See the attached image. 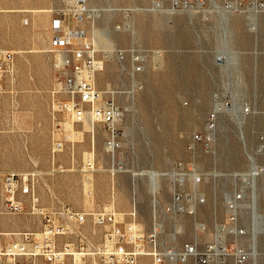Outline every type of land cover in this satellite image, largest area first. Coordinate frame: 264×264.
<instances>
[{
  "label": "rangeland",
  "instance_id": "374dc122",
  "mask_svg": "<svg viewBox=\"0 0 264 264\" xmlns=\"http://www.w3.org/2000/svg\"><path fill=\"white\" fill-rule=\"evenodd\" d=\"M154 1L161 7H154ZM196 1L176 0L172 6V0H87L96 17L84 28L104 59L98 87H128L129 51L164 52L158 62L149 55L138 75L143 89L131 98L121 97L128 112L120 125L122 148L112 158L103 147L106 132L101 125L91 137L90 122L58 115V127L51 115V92L57 87L51 23L63 0H0V48L13 51L15 63L12 78L0 90V179L8 171H33L44 212L62 206L82 211L110 206L127 221L126 213L135 208L136 220L148 231L154 210L165 207L174 190L167 173L194 172L201 181L195 186L187 178L183 191L195 187L204 201L194 214H161V240L176 246L211 240L215 223L226 214V193L239 183L233 175L264 145V10L249 19L248 0H237L235 6L233 0ZM119 50L127 55L123 62L116 56ZM215 99L225 108L218 112L213 140L194 141L195 133H205ZM244 107H249L245 114ZM55 139L62 149L52 153ZM91 157L92 171L85 167ZM255 158L260 161L262 155ZM149 171L163 175L150 179ZM156 185L162 186L160 192ZM261 196L258 189L256 211L264 213ZM248 203L245 198L239 207L240 224L249 230L242 241L250 250ZM41 219L40 214L6 213L0 203V232L39 230ZM195 222L205 223L207 230L199 232ZM102 231L89 221L83 227L94 243ZM11 238L0 235L4 242ZM257 239L259 251H264V235ZM262 261L258 255L257 264Z\"/></svg>",
  "mask_w": 264,
  "mask_h": 264
},
{
  "label": "built area",
  "instance_id": "2783aa9c",
  "mask_svg": "<svg viewBox=\"0 0 264 264\" xmlns=\"http://www.w3.org/2000/svg\"><path fill=\"white\" fill-rule=\"evenodd\" d=\"M175 1L172 0V6ZM248 4L249 19L251 14L264 10V1L248 0ZM54 12L51 37L55 55L52 66L57 87L51 92V115L58 127H61L58 115L80 124L89 120L91 137L95 127L101 125L106 132L103 147L114 158L122 148L124 133L120 125L128 112L121 97L131 98L143 89L138 75L143 72L149 55L158 62L164 52L162 49L129 51V63L125 68L129 75L128 87L101 89L96 77L103 69L104 59L84 28V23L90 24L94 10L88 6L87 0H63L62 7ZM116 56L122 62L127 58L121 50ZM13 74L14 53L0 48V90L3 82L11 79ZM248 111L249 107L241 109L244 114ZM218 112L219 109L214 108L208 115L205 133H195L192 136L194 141L212 142ZM61 149L62 142L53 140L52 153ZM255 155H262V160H257ZM255 155L249 156L248 166L235 174L239 183L226 193V214L222 221L215 223L214 237L204 243L187 240L180 246L161 240L160 215L195 213L204 196L195 187L189 193L183 189L187 178L196 186L201 181L200 174L182 169L167 173L174 185L170 201L160 211L154 210L153 226L145 231L136 220L135 208L126 213L127 221L110 206L88 211L62 206L52 213L44 212L34 190L35 172L8 171L0 179L1 209L6 213L40 214L42 224L39 230L0 232V235L12 237L9 241L0 240V264H251L249 247L242 241L249 230L240 224L239 203L248 198L252 181L264 178V145H258ZM85 167L94 170L92 157L87 159ZM88 221L92 226L103 227L96 243L83 232ZM262 225L260 234L264 235V220ZM195 226L201 233L207 230L205 223L195 222ZM60 237H68V240L61 241ZM228 237H232V241Z\"/></svg>",
  "mask_w": 264,
  "mask_h": 264
},
{
  "label": "bare ground",
  "instance_id": "6f19581e",
  "mask_svg": "<svg viewBox=\"0 0 264 264\" xmlns=\"http://www.w3.org/2000/svg\"><path fill=\"white\" fill-rule=\"evenodd\" d=\"M237 2H238L237 0H233L232 1V4L235 6V5H237ZM199 4H200V2H198L197 5H199ZM153 6L154 7H161V5L158 2H156V1H154ZM215 7H216V5H215ZM93 10H94V14L90 18V21L91 22L96 17V9H93ZM106 56H107V58L109 57V59H110V55L109 54H107ZM215 108L216 109H219V110H222V109L225 108V106H223V104L221 102H219L217 99H215ZM230 111H231V109H230ZM237 113H238V111H237ZM236 119H237V117H236ZM85 121L90 122L89 120H85ZM90 124H91V122H90ZM91 127H92V125H91ZM240 135H241V133H240ZM250 156L253 157V155H250ZM121 168L122 167H119L120 170H121ZM136 174H140L141 175V174H144V172H140V173H136L135 172V173H133V175H136ZM146 174L149 176L150 179L154 178V176H161V175H163V173L151 172V171H149V173H146ZM234 176L235 175H233V177ZM241 177L242 178H245L244 176H241ZM252 183H253V185H252L251 191L248 194L249 203L245 207V208H249V209L251 208L250 209V211H251L250 212V221H251V229H250L251 230V243L250 244L251 245H250V252L249 253H250V256H251V259H252V262H253L252 264H257V256L258 255H261L263 257L262 264H264V251H259V249H258V239H257L258 234L261 233V232H263V230H262V226L263 225L262 224H263V220H264V213H261L258 210L256 211L257 206H258V199H257V197H258V188L262 192V196H261L262 199L261 200L264 201V191H263L264 190L263 189L264 178L261 179L260 181L254 180V181H252ZM153 187H154V185H153ZM155 189H157V191L160 192L162 190V186L161 185H159V186L156 185ZM154 190L152 189V192L153 193H154Z\"/></svg>",
  "mask_w": 264,
  "mask_h": 264
},
{
  "label": "crops",
  "instance_id": "0c3cea01",
  "mask_svg": "<svg viewBox=\"0 0 264 264\" xmlns=\"http://www.w3.org/2000/svg\"><path fill=\"white\" fill-rule=\"evenodd\" d=\"M14 68H15V63H14Z\"/></svg>",
  "mask_w": 264,
  "mask_h": 264
}]
</instances>
